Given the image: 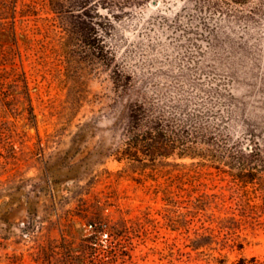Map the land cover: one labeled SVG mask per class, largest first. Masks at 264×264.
Segmentation results:
<instances>
[{
  "label": "rangeland",
  "instance_id": "rangeland-1",
  "mask_svg": "<svg viewBox=\"0 0 264 264\" xmlns=\"http://www.w3.org/2000/svg\"><path fill=\"white\" fill-rule=\"evenodd\" d=\"M10 1L21 26L17 39L0 35V58L19 71L0 82L10 97L0 105V264L263 260L264 0ZM210 31L209 44L191 43ZM142 101L209 108L212 124L222 114L225 134L261 154L257 179L244 187L258 209L247 218L230 209L243 165L225 154L126 157L138 136L143 146L156 141L130 131ZM165 138L172 146L174 136ZM193 178L198 193L226 200L216 213L236 230L229 243L224 232L191 250L188 191L177 186L189 189Z\"/></svg>",
  "mask_w": 264,
  "mask_h": 264
},
{
  "label": "trees",
  "instance_id": "trees-1",
  "mask_svg": "<svg viewBox=\"0 0 264 264\" xmlns=\"http://www.w3.org/2000/svg\"><path fill=\"white\" fill-rule=\"evenodd\" d=\"M65 2L66 0H62ZM113 1V0H111ZM239 2L240 0H233ZM10 0H0V35L6 38L18 37V29L21 26V22L17 17V5L12 7ZM17 2V0H16ZM113 3V2H112ZM60 13V10L56 11ZM114 15L109 14L108 21L113 22ZM189 33L194 32L192 27L189 28ZM198 34V33H197ZM204 36V34H200ZM212 32L205 33L204 39L199 40V38L191 41L193 45L199 42L210 43ZM3 51V49H2ZM6 51H4L5 53ZM7 53V52H6ZM7 55V54H6ZM10 58L8 56H1L0 58V82H9L10 77L19 75L18 68L10 63ZM23 61V59H22ZM4 65L5 68H1ZM18 71V72H17ZM23 83H25V88L29 91V81L26 73L23 72ZM10 97L2 98L0 96V105L4 101H7ZM27 100L29 101L30 111L29 113L34 117L32 98L28 92ZM168 107V106H167ZM172 107V106H171ZM188 111V110H187ZM209 108L206 110H196L194 112H186L183 107L175 108L173 111L166 110L164 107L156 106L153 103H147L142 101L136 104L133 110V115L130 122V131H145V139H153L156 141L154 143H149L147 146L141 144L139 136L135 142V148H128L124 151V155L131 159H140V155L149 156L151 161L156 160V156L163 155L167 156L171 153H176L180 158H195L204 156L219 157L221 154H225L228 157L235 159L237 163H241L243 167L239 169L236 175L237 182L241 184L242 192L240 191L238 201L236 203V208L234 213L238 211V215L242 218L249 217L251 209H258L257 205H252L250 203V198L247 195L244 187L249 186L258 177L259 167L254 166L255 164L261 162L260 155L256 150H251L247 152L246 146L240 145L236 141H232V138L228 137V134L224 132L225 117L219 114V121L217 123H211L209 119L211 115ZM218 113V112H217ZM7 114V113H4ZM154 133H157V138L150 137ZM167 133H171L174 136L173 145L167 146L163 144ZM142 145V146H140ZM218 147L219 154H211V150L204 152L201 150L200 146ZM145 147V148H144ZM179 149V150H177ZM167 151V152H165ZM216 152V153H217ZM217 159V158H216ZM218 170L223 171L221 168L216 167ZM190 182L189 189L184 188L185 182H182L177 186L181 190H187V201L190 204L188 214H186V221L189 234V246L192 251H200L206 248H211L213 243L217 241V238H221L224 233L222 240L229 243L232 241L231 235L236 233V230L230 225H225L221 222L224 217L221 218L217 211L222 210V205L224 206L226 200L221 198L217 194H209L206 192L198 193L197 182L195 179H187ZM234 219V217L225 218V221ZM217 231V232H216ZM216 232V233H215ZM242 247L241 244H238ZM238 264H264V259H259L257 257H252L250 259L241 258Z\"/></svg>",
  "mask_w": 264,
  "mask_h": 264
}]
</instances>
